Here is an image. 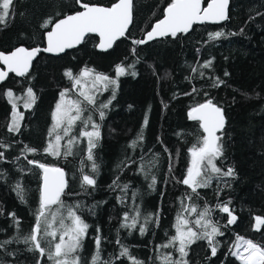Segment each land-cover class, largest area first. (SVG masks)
Segmentation results:
<instances>
[{"label": "trees", "instance_id": "16d2710c", "mask_svg": "<svg viewBox=\"0 0 264 264\" xmlns=\"http://www.w3.org/2000/svg\"><path fill=\"white\" fill-rule=\"evenodd\" d=\"M113 1L81 0L104 6ZM169 1L133 0L128 30L106 50H96L95 36L87 34L60 54L38 53L25 76L9 73L0 82V144L4 145L0 147L4 153L0 158V264H53L47 255L30 251L31 245L24 243L39 208L40 169L29 165V159L64 169L68 186L62 200L65 205H79L77 214L89 225L79 253L82 264H91L98 235L101 257L112 264H131L119 255L121 245L143 264H160L158 256L165 252L179 259L174 248L158 250V246L175 235L182 201L212 209L211 219L223 232L215 238V256L206 240L190 245L184 257L188 264H242L230 252L237 236L264 246V225L259 231L254 227L255 217H264V0H229L228 19L221 23L194 24L176 37L133 43ZM205 2L201 0V6ZM75 9L77 0H14L10 17L0 24V51L18 44L41 45L50 24L43 27L45 22ZM215 32L223 35L210 39V33ZM208 61L211 65L203 67ZM117 65L125 68L119 77ZM86 67L117 81L95 92L96 106H89L100 132L92 150L98 165L95 173L86 159V138L73 147L74 155L44 152L51 138L53 104L62 91L72 88L64 73L70 69L76 75ZM218 81L223 83L217 85ZM29 87L36 99L26 108L23 102ZM8 90L23 114L19 131H9L12 105ZM68 94L77 95V91ZM207 100L220 107L224 117L223 129L217 133L223 145L217 166L223 171L232 168L235 175H214L211 183L198 188V195L193 194L188 201L191 189L180 181L190 166L189 148L203 136L198 121L191 120L188 111ZM100 104H108L102 109V120L95 110ZM79 128L78 124L73 134ZM134 140L135 148L131 146ZM25 145L37 152L24 151ZM82 167L96 180L94 187L81 186ZM18 184L23 199L18 195ZM124 185L128 187L122 191ZM220 204H228L237 217L235 223L228 224L229 216L220 211ZM137 207V226L121 227L131 223L124 220L125 212L135 215ZM184 215L189 220L196 218L195 213ZM141 224L145 226L143 234Z\"/></svg>", "mask_w": 264, "mask_h": 264}, {"label": "snow or ice", "instance_id": "6c2138e0", "mask_svg": "<svg viewBox=\"0 0 264 264\" xmlns=\"http://www.w3.org/2000/svg\"><path fill=\"white\" fill-rule=\"evenodd\" d=\"M84 11L76 12L66 18L55 22L52 29L46 33V48H17L14 51L5 54L0 52V63L6 65L7 71L0 70V82H2L10 72L18 76H25L32 64V60L41 51L49 53H60L66 48H72L79 44L87 33H98L101 42V48L111 47L113 42L119 37L124 36L132 22L133 0H117L111 7H103L82 3ZM229 0H210L206 8L201 7V0H171V3L164 10V18L157 21L152 30L147 33V38L172 36L176 37L178 33H187L192 26L205 21L219 22L228 19L227 9ZM14 0H0V24L7 22L12 12ZM51 21H46L43 27H47ZM222 32L210 33V39L222 36ZM146 40L133 41L135 44H143ZM134 51V50H133ZM211 61L206 62L203 67L207 68ZM93 69L84 68L78 75H74L69 69L64 75L72 82L71 89H65L60 93V100L57 102L52 112V127L49 129V140L44 152L52 156H70L74 155L73 147L77 146L81 138L87 140V161L91 162V172L98 170L95 162L93 149L96 147V141L100 138L99 125L93 120L90 114L89 106H96V96L92 92L97 84L103 83L104 88L108 85H116L117 81L111 77L96 73L93 76ZM116 75L125 74V68L121 65L116 66ZM193 71H196L193 69ZM203 75V73H201ZM227 75V73H226ZM91 78V86L88 81ZM223 83L222 81H218ZM77 91V95L82 99H70L68 93ZM195 91V89H194ZM6 95L13 98V92L8 90ZM115 98V90L113 96ZM35 94L32 88L26 90L24 97V107L30 108L35 103ZM13 103V121L9 125V131H19V119H22V113H16V104ZM108 103H111L109 100ZM108 107V104H100L95 110L99 111V117L102 120L105 112L102 109ZM85 113H88L85 115ZM19 116V119L17 118ZM188 116L191 120L199 121L204 135L196 144L189 148L190 166L187 168L186 176L180 181L191 189L186 199L192 201L193 194L198 195L197 189L207 187L215 175L216 178L234 176V169L228 168L223 171L217 166V160L223 157V145L221 137L217 135L223 129L224 117L222 109L211 100L193 107ZM147 123V120H145ZM80 125L77 134H73L77 125ZM91 130H88V129ZM67 138V139H65ZM142 139V136L139 137ZM65 141L62 145L61 141ZM137 141L132 142L135 148ZM0 147L4 145L0 144ZM24 151L36 153L37 149L25 145ZM4 153L0 152V158ZM27 159V157H25ZM42 170V183L39 190V208L37 209L35 224L29 235L24 237V243L30 244V251H35L40 256L47 255V258L54 264H82L80 250L83 248V240L87 235L89 225L77 214L79 205H65L62 196L67 188L65 171L60 167L41 163L37 160L28 161ZM171 171V169H170ZM155 184V177H152ZM116 183L115 181L113 182ZM96 180L91 174L84 173L81 168V186H95ZM127 185L122 187V191L127 189ZM18 195L23 199V190L17 185ZM230 203V202H229ZM55 206V207H53ZM220 211L228 214V224L235 223L237 217L233 215L228 204L217 205ZM135 215L129 216L128 212L124 214V220H131V223H123L121 227L135 228L137 226L140 211L139 208L133 209ZM212 209L205 206L199 209L195 203L184 204L182 201L181 213L177 215L176 234L173 235L165 244L159 245L160 248H174L179 254V259H175L171 252H165L158 256L160 264H188L184 259L188 255L187 249L198 240H206L211 248V254L216 255L215 246L217 236H222L218 223L211 219ZM195 213L196 218L189 220L184 215ZM14 217V213L11 214ZM67 221V222H66ZM148 218H145V224ZM257 231L264 225V217L256 216ZM191 225V226H190ZM202 230V231H201ZM141 234L145 232L144 224L139 227ZM58 237V239H57ZM101 237L95 238L96 252L92 256L91 264H112L111 261L103 260L101 257ZM5 243H9L6 241ZM119 244V240L117 241ZM47 245V248L43 245ZM2 247V245H0ZM230 250L233 256L242 261V264H264V246H261L252 240L242 236L236 237V243ZM121 257H127L131 264H143L131 256L129 249L121 245L119 254Z\"/></svg>", "mask_w": 264, "mask_h": 264}, {"label": "water", "instance_id": "95a60500", "mask_svg": "<svg viewBox=\"0 0 264 264\" xmlns=\"http://www.w3.org/2000/svg\"><path fill=\"white\" fill-rule=\"evenodd\" d=\"M116 2H117V0H115L112 4H114V3H116ZM209 2H210V0H206V2L204 3V5H202L201 7H202V8H206ZM82 3H87V2H82ZM169 3H171V1H170ZM169 3H168V4H169ZM88 4H90V5H97V6H103V5L95 4V3H88ZM112 4H111V5H112ZM168 4H166V5L162 8L161 16H160L159 18H157V19H155L154 21L151 22V24L149 25V27H148L145 31H143L141 37H140L138 40H146V42H149V41H151V40H154V39L160 38V37H155V38H152V39H148V38H147V33H148L149 31L152 30V27L157 23V21H159V20H161V19L164 18V10H165V8L168 6ZM111 5H110V6H103V7H111ZM79 11H84V9L81 7V4H80V3H77V9H75V10H73V11H71V12H66V13H64V14H62V15H60V16H58L57 18H55V19L52 21V23L49 24L48 28L43 32V35H42L43 40H42V44H41V45H33V46H28V47H26V46H24V45H22V44H18V45L13 46L12 48H10V49L7 50V51H0V52H3V53H5V54H8V53L14 51V50L17 49V48H20V47L27 48V49H33V48H36V47H39V48H41V49L46 48V47H47V37H46V33L52 29L53 24H54L55 22L59 21V20H62V19H64V18H66V17L69 16V15H74L76 12H79ZM223 21H224V20H223ZM221 22H222V21H219V22L205 21V22H203V23H206V24H218V23H221ZM195 24H202V23L197 22V23H195ZM87 34H90V35L95 36V38H96V42H95L94 47H95L96 50H106V49H107V48H101V47L99 46V45H100V42H101V38H100V36H99L98 33H87ZM87 34H86V35H87ZM138 40H137V41H138ZM76 45H77V44H76ZM76 45H75V46H76ZM75 46H73V47H75ZM73 47H72V48H73ZM68 49H71V48H66L65 50H68ZM41 53H43V54H48V55H57V54H60V53H62V52H60V53H49V52L41 51ZM0 70L7 71V67H6V65H3L2 63H0ZM10 74H12V75L15 76V77H18V75H16L15 73L10 72ZM204 102H206V101H202V102H200V103H198V104L192 106V107L189 109V111H190L193 107H195V106H197V105H199V104H202V103H204ZM189 111H188V113H189ZM198 124H199V128H200L202 134L204 135L203 130H202L201 127H200V122H199V121H198ZM48 165H49V164H48ZM51 166H53V165H51ZM54 166H55V167H59V166H56V165H54ZM60 168H61V167H60ZM41 183H42V170L40 169L39 190H40Z\"/></svg>", "mask_w": 264, "mask_h": 264}, {"label": "rangeland", "instance_id": "374dc122", "mask_svg": "<svg viewBox=\"0 0 264 264\" xmlns=\"http://www.w3.org/2000/svg\"><path fill=\"white\" fill-rule=\"evenodd\" d=\"M81 72V71H80ZM80 72H78L76 75H78ZM97 72H93V76L96 74ZM99 74H101V73H99ZM104 75V74H103ZM106 76V75H105ZM88 84H89V87L90 88H92V86H91V78H89V81H88ZM104 87V84L103 83H99V84H97L94 88H92V92H93V94L95 93V92H97L98 90H100V89H102ZM68 98H70V99H82L81 97H79L78 95H69L68 94ZM8 99H9V101H10V99H12V98H9L8 97ZM60 100V95H59V97L55 100V102H54V104H53V107H52V112L54 111V109H55V106H56V104H57V102ZM11 103V105H12V108H11V111H10V116H9V121H8V126L12 123V121H13V104H12V102H10ZM24 103V102H23ZM52 112H51V114H50V118H51V127H52V123H53V121H52ZM16 113L17 114H20V112L17 110V108H16ZM18 119H19V116L17 117ZM51 139V138H50ZM55 207V206H54ZM175 234H176V228H175ZM233 251L235 250L234 248L232 249ZM236 257V256H235ZM237 258V257H236ZM238 259V258H237ZM82 260V259H81ZM240 262H242L240 259H238ZM53 264H54V262H53Z\"/></svg>", "mask_w": 264, "mask_h": 264}, {"label": "flooded vegetation", "instance_id": "af4514ba", "mask_svg": "<svg viewBox=\"0 0 264 264\" xmlns=\"http://www.w3.org/2000/svg\"><path fill=\"white\" fill-rule=\"evenodd\" d=\"M114 1H115V0H114ZM114 1H113V2H114ZM170 1H171V0H170ZM170 1H169V2H170ZM113 2H112V3H113ZM169 2H168V3H169ZM112 3H111V4H112ZM168 3H167V4H168ZM95 4H97V3H95ZM100 5H101V4H100ZM103 6H104V5H103ZM164 6H165V5H164ZM164 6H163V7H164ZM163 7H162V8H163ZM161 11H162V9H161ZM160 16H161V14H160ZM160 16H159V17H160ZM159 17H157V18H159ZM157 18H156V19H157ZM153 21H154V20H153ZM150 24H151V23H150ZM148 27H149V26H148ZM145 30H146V29H145ZM145 30H144V31H145ZM142 33H143V32H142ZM141 35H142V34H141ZM99 51H103V50H99Z\"/></svg>", "mask_w": 264, "mask_h": 264}]
</instances>
